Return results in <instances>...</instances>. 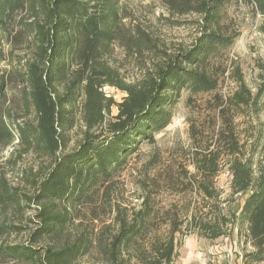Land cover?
<instances>
[{
    "label": "trees",
    "instance_id": "16d2710c",
    "mask_svg": "<svg viewBox=\"0 0 264 264\" xmlns=\"http://www.w3.org/2000/svg\"><path fill=\"white\" fill-rule=\"evenodd\" d=\"M160 1L172 14L198 15L201 36L193 49L163 61L137 84H129L110 63L116 46L133 52L157 47L143 31L129 32L123 25L119 0H0V61L3 39H12L18 28L34 43L22 94L35 121L18 128L20 146L47 162L31 181L32 194L0 178V206L6 212L24 206L35 211L31 221L36 226L27 244L0 246L1 264H79L96 246L106 264H128L124 254L134 250L148 232L150 205L136 213L131 223L123 220L108 244L95 240L92 233L73 229L80 207L93 202L141 144L153 142L170 125L171 109L181 91L200 94L216 88L209 62L236 39L224 29L228 9L252 8L264 33V0ZM6 84L0 72V106L7 97ZM107 87L126 96L117 102L105 93ZM235 98L245 106L260 102L264 87L250 101L243 93ZM80 122L83 137L71 148ZM12 139L0 115V148ZM229 170L233 193L248 194L243 216L254 251L246 261L264 263V152L256 163L251 157L235 158ZM19 230L15 223L0 225V235ZM174 257L175 241L170 237L137 258L138 264H172Z\"/></svg>",
    "mask_w": 264,
    "mask_h": 264
},
{
    "label": "rangeland",
    "instance_id": "374dc122",
    "mask_svg": "<svg viewBox=\"0 0 264 264\" xmlns=\"http://www.w3.org/2000/svg\"><path fill=\"white\" fill-rule=\"evenodd\" d=\"M119 1L123 25L129 32L143 31L157 47L156 51L133 52L116 46L110 63L129 84H137L163 61L190 51L201 36L198 15L172 14L160 0ZM260 23V16L250 7L233 5L228 9L224 29L236 39L209 62L208 72L216 88L200 94L181 91L171 109L170 125L153 142L141 144L93 202L80 207L73 232L92 233L95 240L108 244L123 220L131 223L136 213L150 205L149 230L134 250L124 254L128 264H138V255L170 237L175 241L172 264H264L246 261L254 251L243 216L248 194L233 193L229 170L235 158L251 157L256 163L264 152V100L245 106L235 98L243 93L250 101L264 87ZM20 28L12 39L1 43L0 72L7 83V97L0 115L13 139L0 148V178L12 188L32 194L31 181L47 162L20 146L18 128L35 121L22 94L34 43L32 37L18 33ZM104 91L117 102L126 96L110 87ZM116 114L113 109L112 115ZM81 128L80 122L71 148L82 139ZM34 215L35 211L25 206L8 212L0 206V225L15 223L21 229L0 235V246L27 244L36 227L31 221ZM105 260L96 246L79 264H106Z\"/></svg>",
    "mask_w": 264,
    "mask_h": 264
}]
</instances>
